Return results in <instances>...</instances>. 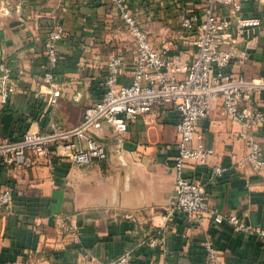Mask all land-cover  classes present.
I'll list each match as a JSON object with an SVG mask.
<instances>
[{
	"label": "crops",
	"instance_id": "obj_1",
	"mask_svg": "<svg viewBox=\"0 0 264 264\" xmlns=\"http://www.w3.org/2000/svg\"><path fill=\"white\" fill-rule=\"evenodd\" d=\"M181 3L196 9L200 0H128L157 47L174 39ZM242 14L259 17L261 26L236 46L247 51L248 59L230 63L228 70L247 79L264 76V0L244 2ZM54 22L65 33L56 43L59 61L50 86L42 81L43 41ZM0 48L14 84L0 106L1 137L19 138L32 122L41 131L50 123L63 128L79 123L84 110L102 96L111 55L123 63L119 83L131 81L135 46L110 0H0ZM54 88L60 96L49 105ZM162 111L153 125L138 118L121 134L107 124L96 130L108 156L90 165L57 160L52 169L42 163L22 169L0 164V189L8 187L13 194L12 204L0 208V264L22 255L31 264H109L127 250L133 254L130 264H205L206 240L219 252V264H264V243L212 220L215 212L235 213L264 228V178L231 168V154L242 156L245 145L238 137L240 126L218 100L197 128L214 154L206 165L187 164L182 170L204 186L208 211L194 221L176 213L164 252L140 243L164 224V208L175 189L177 116L169 105ZM254 134L264 156V127ZM215 165L225 170L211 180ZM63 223L75 226L77 240L62 232Z\"/></svg>",
	"mask_w": 264,
	"mask_h": 264
},
{
	"label": "built area",
	"instance_id": "obj_2",
	"mask_svg": "<svg viewBox=\"0 0 264 264\" xmlns=\"http://www.w3.org/2000/svg\"><path fill=\"white\" fill-rule=\"evenodd\" d=\"M110 1L135 46L130 83H119L123 63L120 57L111 55L106 62L102 96L84 110L79 123L68 128L50 123L47 131H41L38 124L32 122L19 138L0 136V164L26 169L42 163L52 169L57 160H67L76 165L105 160L108 153L96 139V130L107 124L113 133L121 134L138 118L146 125L156 124L161 120L162 108L169 105L177 116L173 165L176 199L164 208V224L140 242L164 252L166 235L173 230L172 221L176 213L194 221L200 220L208 211L204 186L184 176L182 170L187 164L206 165L214 154L213 148L206 145L204 135L197 129L199 123L207 118L213 101L218 100L225 115L241 128L238 137L245 145V153L242 156L231 154V168L264 178V156L254 134L255 130L264 127V76L247 79L228 70L230 63L240 65L248 59L247 51L236 46L244 40L247 32L261 26V20L242 14L243 3L248 0H200L196 9L181 3L174 39H164L157 47L149 33L139 25L128 0ZM64 33L62 25L54 22L43 41L46 61L42 81L50 86L59 61L56 43L63 39ZM185 49H190V53ZM13 92L11 72L0 48L1 107ZM59 96L60 90L54 88L48 96V104H56ZM224 170L219 165L213 166L209 178L215 180ZM12 202L11 189L1 188L0 208H8ZM212 220L225 222L234 233L253 235L264 243V228L235 213L215 212ZM61 230L77 240L78 231L72 224H61ZM202 247L205 264H219V252L211 242L206 240ZM132 258V251L127 250L109 264H130ZM3 264H31V261L22 255Z\"/></svg>",
	"mask_w": 264,
	"mask_h": 264
},
{
	"label": "water",
	"instance_id": "obj_3",
	"mask_svg": "<svg viewBox=\"0 0 264 264\" xmlns=\"http://www.w3.org/2000/svg\"><path fill=\"white\" fill-rule=\"evenodd\" d=\"M173 175H174V183H175V172H174V168H173ZM175 199H176V193H175V189H174L173 195H172L171 200H170V202H169L168 205H170L171 203H173L175 201Z\"/></svg>",
	"mask_w": 264,
	"mask_h": 264
}]
</instances>
